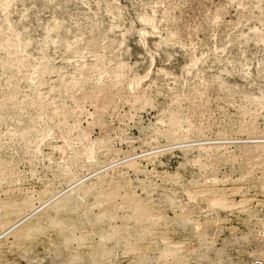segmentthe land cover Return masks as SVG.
<instances>
[{
	"label": "rangeland",
	"instance_id": "obj_1",
	"mask_svg": "<svg viewBox=\"0 0 264 264\" xmlns=\"http://www.w3.org/2000/svg\"><path fill=\"white\" fill-rule=\"evenodd\" d=\"M0 264H264V0H0Z\"/></svg>",
	"mask_w": 264,
	"mask_h": 264
},
{
	"label": "bare ground",
	"instance_id": "obj_2",
	"mask_svg": "<svg viewBox=\"0 0 264 264\" xmlns=\"http://www.w3.org/2000/svg\"><path fill=\"white\" fill-rule=\"evenodd\" d=\"M15 225V224H14ZM14 227V226H13Z\"/></svg>",
	"mask_w": 264,
	"mask_h": 264
}]
</instances>
